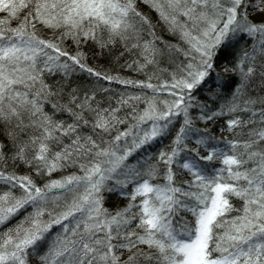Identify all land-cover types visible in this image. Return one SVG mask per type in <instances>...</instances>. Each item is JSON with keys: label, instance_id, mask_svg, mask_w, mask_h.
Instances as JSON below:
<instances>
[{"label": "snow or ice", "instance_id": "6c2138e0", "mask_svg": "<svg viewBox=\"0 0 264 264\" xmlns=\"http://www.w3.org/2000/svg\"><path fill=\"white\" fill-rule=\"evenodd\" d=\"M140 2L187 48L158 36L137 0H0V184L8 186L0 193V226L33 209L0 231V264H264V95L251 94L264 90V0ZM69 40L74 54L63 46ZM117 44L121 55L137 56V70L176 53L187 63L158 86L88 66L85 47L103 54ZM77 69L153 96L142 112L131 103L141 96L121 97L132 109L121 117L119 108L102 107L95 91L72 86ZM213 73L221 90L230 86L229 73L238 76L218 110L196 95ZM58 74L61 81L48 82ZM160 92L172 99L159 100ZM224 115L231 118L219 131L246 138L212 135L209 125ZM128 119L134 122L119 130ZM177 122L167 149L149 154ZM136 153L143 160L128 163ZM216 160L223 167L210 172ZM20 164L37 176L78 164L83 175L40 186L32 175L9 171ZM104 192L129 203L109 211Z\"/></svg>", "mask_w": 264, "mask_h": 264}, {"label": "trees", "instance_id": "16d2710c", "mask_svg": "<svg viewBox=\"0 0 264 264\" xmlns=\"http://www.w3.org/2000/svg\"><path fill=\"white\" fill-rule=\"evenodd\" d=\"M137 8L140 11L149 13L152 22L154 25H156L155 31L158 36H161L165 41L169 42L170 44L178 45L181 48H187V45L184 44L179 40L177 36H173L169 34L163 25V23L158 22L159 17L155 12H151L146 5H144L140 0H137ZM255 19H259V17H254ZM15 25V22H14ZM13 25V26H14ZM41 35L49 36L50 33H41ZM252 41H248L247 47L250 49ZM69 52L75 53L76 46L72 44V42L66 41L63 45ZM245 47V41L241 40L239 44L236 45V51L239 53L243 48ZM84 52H86L87 55V64L88 66L96 69L97 71H100L101 73L105 75H110L113 77H119L121 79H127L132 81H143L145 83L151 82L153 85H160L165 81H168L171 83L172 81V74L176 73L177 76L181 74L180 66L184 63H187L185 57L181 53H176L173 56H163L162 58H159L158 63L155 65H149L144 70H137V65L133 64V61L137 59V56L135 54H129L124 53V55H121V52H123V47L119 44H117L114 48L109 50H105L103 54H101L100 50L95 48L92 45H89L83 49ZM142 62V61H141ZM132 64V67H129L128 65ZM217 70L219 71V63L217 65ZM152 77L151 81H149V77ZM62 77L58 74L55 77H49L48 82L49 83H55L57 81H61ZM226 80L230 82V86L224 88V89H216L214 87V82L216 81V74L213 73V75L208 79L206 85L202 87L197 93V97L201 101H207L209 103V106L214 109H219L220 105L223 104L226 100L230 99L232 96V88L234 87L235 83L238 82V76H234L233 74L229 73L226 77ZM71 84L72 86H79L81 89L85 91H95L96 93V101L100 103V105L104 108H119L118 115L121 117H127L128 114L132 111L131 107L128 105L121 106L119 104V101L121 97L127 98L128 96H141L142 99L139 101L133 100L131 101L132 104H135L137 111L142 112L146 107V99H150L153 96V92L151 89L148 88H142V87H135L132 85H123L116 83L115 81L109 82L107 80L103 79H97L94 76H89L87 72H81L79 69L72 75L71 77ZM212 88L213 92H209L208 89ZM213 93H219V99H215L213 96ZM252 95H264V90H253L251 93ZM156 96L159 100H171L172 97L169 96L167 92H160L157 93ZM259 107V106H257ZM193 115H198V112H194ZM243 119H247L250 115L249 113H239ZM61 119H69L66 115L59 117ZM231 117L229 115H224L220 118H218L214 124L209 125V128L212 131V135L216 136L217 138H223L224 140H231L234 138H246V137H234L233 135L227 133V132H221L219 129L222 128V126L225 125V122L230 119ZM131 119H128V122L123 125H118V129L123 131L125 130L130 123H133ZM198 127L203 128V122L197 123ZM179 128V122L175 124V127L173 128L172 132L164 137L163 139L157 141L154 143L151 147L148 148V153L152 156L158 155V153L162 149H167V147L171 144L172 138L175 135L176 130ZM239 131V130H237ZM247 131V129H245ZM82 132L85 134H91V128H85L82 129ZM112 136L116 135V132L113 131ZM104 139L108 140L110 139V136L104 135ZM65 143H68L67 140H65ZM191 147H194V143L190 145ZM58 150V149H55ZM201 154H206V152L201 150ZM143 155L141 153H136L132 157L129 158L128 163L135 165L138 160H143ZM210 172H212L214 169H219L223 167V165L220 163L219 160L213 161L207 165ZM15 171L18 175H32L33 179L36 181V183L40 186H43V184L47 183L49 180H58L62 177H66L72 174L76 175H83L81 172L79 165L76 166L69 165L67 167H64L58 171L53 172L50 176H37L34 170L30 169L28 166L20 164L15 169L9 168V171ZM226 175V173H225ZM190 177L186 175H182L180 177V180L189 179ZM155 183H162V180L154 181ZM132 185H129L126 191L130 194L132 192ZM8 191V186L4 184H0V193ZM15 192L17 195L20 194V190L17 188L15 189ZM104 207L109 209V211H116L118 208H124L128 205L129 199L126 197H122L120 195L114 194V193H108L104 192ZM71 198L69 194V199ZM136 203H139V198L137 199ZM232 203L235 207L239 208L241 202L233 198ZM33 209L31 207H28L26 210L22 211L19 215H17L10 223L6 226H0V231H3L5 227H11L14 226L16 223H18L20 220L24 218V216L28 215V213L32 212ZM235 213H233L234 215ZM185 218L192 223H194V218L191 217L190 214H185ZM60 229L58 227H55L52 229V234L54 235L57 231Z\"/></svg>", "mask_w": 264, "mask_h": 264}]
</instances>
